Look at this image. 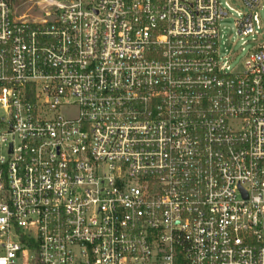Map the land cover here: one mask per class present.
<instances>
[{"label": "built area", "instance_id": "obj_1", "mask_svg": "<svg viewBox=\"0 0 264 264\" xmlns=\"http://www.w3.org/2000/svg\"><path fill=\"white\" fill-rule=\"evenodd\" d=\"M0 264H264V0H0Z\"/></svg>", "mask_w": 264, "mask_h": 264}, {"label": "rangeland", "instance_id": "obj_2", "mask_svg": "<svg viewBox=\"0 0 264 264\" xmlns=\"http://www.w3.org/2000/svg\"><path fill=\"white\" fill-rule=\"evenodd\" d=\"M226 1V0H221ZM234 4L237 3L238 0H230ZM220 36L221 43L223 45V51H232L235 55V61H233V66L238 63H241L245 58V52L250 49V45L243 46L242 40H240V36L238 35L237 29L235 27L234 18L224 20L220 25ZM245 48V51L242 49Z\"/></svg>", "mask_w": 264, "mask_h": 264}]
</instances>
